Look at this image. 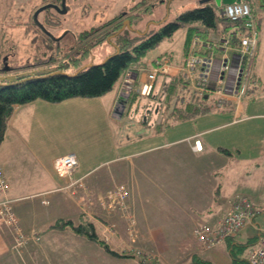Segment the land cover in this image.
Returning a JSON list of instances; mask_svg holds the SVG:
<instances>
[{"label":"crops","instance_id":"crops-1","mask_svg":"<svg viewBox=\"0 0 264 264\" xmlns=\"http://www.w3.org/2000/svg\"><path fill=\"white\" fill-rule=\"evenodd\" d=\"M255 22L258 39L256 56L251 67V77L256 84L255 90L241 102L237 103L232 100L230 106L216 110L227 114L226 116L217 114L214 118L219 119L223 116L222 118L230 119L217 125L227 126L225 131L220 134L221 138L217 135L209 137L207 136L209 134L199 136L202 144L201 151L192 149L193 137L201 132L209 133L214 127L195 131L196 133L192 132L196 135L191 134L192 136L183 137L186 134L180 130V126H177L179 123L157 134H153L150 128L135 123L130 128L132 134L126 133L125 135V127L123 128L121 122L122 124L116 129V132L113 130L112 134L120 135V139H126L128 146L123 148H130V151L110 152V157L102 152L73 151L57 154L39 152L37 142L31 143L32 139L36 140L37 133L43 128V124L50 120V116L55 114L54 119H57V113L62 114L60 110L64 111L67 116L73 117L77 114L74 110L80 108H88L94 113L100 112L99 115L103 116L105 127L111 133V127L108 126L121 116L120 110L118 111L116 108L121 102L122 79L114 85L111 91L100 97L71 98L60 103L37 100L14 109L0 145V168L7 179L8 194L12 200L13 209L27 236V242L23 247L26 250L23 256L24 264H31V262L32 264H143L135 255L136 250L153 252L156 261L151 260L149 262L151 264H168V261L174 258L170 257L172 256L170 254L172 245H174L172 239L190 235L196 240L194 229L201 225L216 226L225 215L227 200L235 195L248 197L253 201L256 212L247 224L250 228L256 227L257 214L264 213V26L258 19ZM225 29L219 26L216 31H208L207 36L202 37L206 43L197 51V54H212V48L208 47L209 37L216 33L227 34ZM213 54L220 53L215 51ZM154 57L156 56H151V58ZM183 59L182 54L181 59L171 61V65L177 73H174L176 76H178V69L181 67ZM144 81H146L145 72L137 73L133 83L135 89ZM256 109L259 111L254 112ZM239 112L240 119L233 122ZM234 123L237 124L231 126ZM228 127L235 130L231 132V129H227ZM238 127L239 129H237ZM251 128L254 129V135L259 137V152H241L238 147H231L237 151L231 152L229 146L220 142L225 134L228 135L231 132L233 135L239 130L249 132L252 130ZM95 130L98 131V128ZM227 130H229L228 133H225ZM210 133L214 132L210 131ZM232 135L231 138L234 137ZM179 144H183L182 147L186 151L183 152V155L187 156L190 161L191 171L202 175L200 178L196 177V188L199 191L196 194L193 191L189 194L183 192V188H195L190 183L191 171L186 174L188 165L176 166L175 170H170L168 167L162 169L149 158L150 153L158 152L169 145ZM219 148L227 150V154L220 152ZM16 149L21 152H16ZM66 153L76 155L77 166L73 177L81 179L89 192L92 189L100 188L101 182L105 183L110 179L113 181L112 186L122 182L127 187L131 195L129 200L131 211L129 212L135 221L133 230L137 239L130 241L126 231L129 223L120 215L116 219L108 218L106 214L99 215L103 220L102 223L100 218L95 219L93 215H89L90 210H88V214L82 212L78 197L63 191L61 187L64 186L65 181L55 172L53 160ZM226 158L228 164L222 165L225 163H222L223 159ZM105 166H110V168L102 170ZM113 166L114 168H111ZM156 166H158V174L155 173L157 172L155 171ZM181 170H185L183 174H181ZM96 173L98 174L95 175ZM213 176L217 177L220 182L218 181L217 188H210L206 192L201 179H211L214 178ZM32 178L35 179V182ZM174 188H180L179 204L172 198L171 191ZM222 193L227 197L224 198L225 202L223 200L219 203ZM215 195H217L215 197L217 200L212 203L211 199ZM51 205L63 206V208H51ZM209 216H212L211 222L202 220V217L208 218ZM57 220H70L74 225L90 222L94 225L95 230L100 232V234L98 233L100 236L105 234L106 222L113 223L116 227L115 235L109 237L108 234L105 239L108 237L111 239L107 242L109 248L121 256L110 255L100 245L95 244L96 242L87 240L68 227L49 229ZM257 228L259 238V234L264 233V228L260 224L257 225ZM7 230V228L1 229L0 227V264H9L6 258H11L10 251L13 252L9 248L11 237ZM234 237L222 242L228 255L231 254L232 249L230 250L228 247L231 246ZM64 240L68 242L67 247H74L72 251L74 256L57 258L58 248L66 247ZM93 243L97 245V250ZM85 244H87V248ZM198 244L196 243V245ZM234 244H236L235 241ZM202 251V248L199 251L194 250V246L191 244L190 260ZM83 252H85L84 257H76L77 254L82 256ZM51 253L55 257H52ZM35 254L39 255L41 262L36 263L37 260L34 262Z\"/></svg>","mask_w":264,"mask_h":264},{"label":"rangeland","instance_id":"rangeland-1","mask_svg":"<svg viewBox=\"0 0 264 264\" xmlns=\"http://www.w3.org/2000/svg\"><path fill=\"white\" fill-rule=\"evenodd\" d=\"M49 0H0V69L6 66L9 69L11 73H18L21 71H18L22 69L23 66H31L33 69L31 70H38L47 68L48 65L55 66L57 62H60L62 59H64L67 54L65 49V44L73 41L72 36H76L81 34L82 32H85V30H89L92 26L97 25L99 22L106 19L110 12L117 11L121 6L128 3L129 0H110L109 1V8L104 9V4L106 0H74L69 8V11L65 15V17L60 18L61 20H64L61 22L59 26H52L47 29L52 31L53 34L60 36H63L64 38L60 41V44L56 46L46 45L43 42H41V39L38 37L37 33H40V29L33 23L32 16L37 8L44 5ZM172 0L169 10L170 15V21L174 22L177 15H179L182 12H185L188 9L194 8L200 1L196 0ZM260 0H253L252 7H253V15L255 17V20L257 19L261 21L262 26H264V6L259 5ZM214 8L216 9V12L219 11L216 5H214ZM100 9V10H98ZM98 10V12H97ZM52 13V12H51ZM219 13V12H218ZM39 21H44V13L39 14L38 16ZM219 23V22H218ZM198 23H188L181 26L179 29H177L173 35L165 37L162 41L159 42L158 45H156L154 48L150 49L148 54L150 56H160V55H171L172 61H176L181 59V56L183 54V45L184 40L186 36V31L189 25L196 26ZM218 25H221L220 23ZM67 32L66 35H64ZM41 35V33H40ZM46 38V37H44ZM86 42V41H85ZM83 44V43H82ZM80 45V47L82 46ZM90 43H87V45ZM86 45V44H85ZM86 45V46H87ZM84 46V44H83ZM79 47H77L78 49ZM83 48V47H82ZM89 54L86 56H83L78 61V64L76 65V69L78 67L83 66L84 64H93L97 65L102 63V61L115 53V47L105 41H101L95 46H93L89 50ZM82 53V52H81ZM220 53V52H219ZM233 51H225L222 50V53L218 55V57L222 56H230L232 57ZM5 59V61H3ZM40 62V63H38ZM229 63V60H226L225 63ZM38 63V64H36ZM31 64V65H30ZM49 67V66H48ZM75 66H70L66 69L68 74H73L75 71L73 70ZM12 69H15L14 71ZM135 74V72H134ZM136 77V75H135ZM179 91V88H178ZM181 92V91H180ZM248 96L245 95V98ZM209 101H213L212 95H210ZM121 104H123V100L119 103L116 110L119 111L121 108ZM119 108V109H118ZM217 109V108H216ZM219 110V109H217ZM76 116L73 117L71 115L67 116L64 111L60 110V113H57L58 118L54 119V115L50 116V120H47L43 124V128L37 133V138L32 139L31 143L34 141L37 142V149L39 152H47L51 154H57L60 152H102L106 153L108 157H110V152H117L119 150L120 152H129L130 148H123L124 146H128V143L126 142V139L123 140L120 139V135L116 136L112 134L113 130L116 132V129L120 126V124L123 123V128L125 127L124 133H130L132 134V131L130 128L134 126L135 123H141L146 122L147 118L149 116L153 117V122L155 121L154 113H158V105L154 108V110L149 111V115H145L144 117L140 118V114L138 117H129L127 114H124V108L121 113L124 114L122 117L117 118L113 121L112 124H110L108 127H111V133L104 125L103 116L99 115L100 112H91L88 108H80L75 109ZM259 110L256 109L254 112H258ZM167 113L165 110L164 114ZM217 114H223V116H226V112H219V111H211L209 113L203 114L198 116L194 120H188L183 121L182 123L177 124V126H180V130L184 132L183 137L187 135L194 134L192 132L195 131H201L203 129L211 128L210 131H213L214 133H207V132H201L198 133V136H202L204 134H209L207 136H213L221 138V133H223L227 126H217L221 123H224L225 121L229 120L230 118H222L219 117V119L214 118ZM56 116V117H57ZM116 117V115H115ZM161 117V114H157V118ZM240 112L238 115L234 118V121H238L240 119ZM163 118V116H162ZM74 122H77L76 124ZM122 122V123H121ZM237 123L232 124L231 126L235 125ZM244 124V123H243ZM242 124V125H243ZM141 125V124H140ZM241 125V126H242ZM217 126V127H215ZM229 126V125H228ZM239 126V123H238ZM240 127V126H239ZM239 127L237 129H239ZM95 128H98V131L95 130ZM177 128V127H175ZM227 129H231V132L234 131V128L228 127ZM252 130H249V132H242L241 130L237 131L233 135L231 132L228 135H224L221 139V144L229 146L231 152H237L231 147H238L241 152H259V137L255 136ZM130 130V131H128ZM229 130H227L225 133H228ZM196 133V132H195ZM196 135V134H194ZM231 135L234 136L231 138ZM237 135V136H235ZM192 136V135H191ZM188 136V137H191ZM206 136V137H207ZM203 137V138H206ZM187 138V137H186ZM126 142V143H125ZM183 144L179 145H172L168 147H164L160 149L158 152H153L149 154V158L155 161L160 167H168L170 170H175L176 166L180 167L183 165H188L186 168V174L190 173L192 168H190V161L188 160L187 156L183 155V152H186L185 149L182 147ZM16 152H21L19 149H16ZM23 152V151H22ZM67 154V153H66ZM64 154L60 155L63 156ZM225 162V163H224ZM227 158L223 159L222 165H226ZM218 164V163H216ZM110 168V166H105L102 170H107ZM111 168H114L111 167ZM1 169V168H0ZM3 171V170H2ZM158 171V166H156V170ZM185 170H181V174L184 173ZM163 172V170H161ZM5 174V173H4ZM96 173L95 175H97ZM205 176V173L203 174V177ZM206 176H209L206 174ZM6 177V176H5ZM196 177L200 178L202 177L201 174H198L195 171H191L190 173V183L195 188L191 187L192 189H184L183 192L185 194H189L193 191L194 194L198 193V189L196 188ZM214 177V176H213ZM62 180L65 181L64 186L61 188L66 193L68 192L72 196H76L79 199L80 207L82 208L83 213L89 215H93L95 219L100 218L99 215L104 216L105 214L108 216V218L116 219L117 216L123 217L126 222L129 224L126 227L127 234L129 235L130 241L133 239H137V235L134 232V225L135 221L131 215V206L129 205L130 200V193L127 199L124 203H117L116 200L113 201L114 192L117 190V188L123 183H116L114 186H112V180L101 182L102 186L97 189H92L90 192L88 189L85 188V185L81 179H75L73 177V174L71 176V179L62 178ZM194 178V179H193ZM7 180V179H6ZM32 180L35 182V179L32 178ZM72 181H77L73 186H69V184ZM218 178H209L202 180L201 183L205 185L206 192L210 188H217L218 186ZM231 181V180H230ZM186 182V181H185ZM126 190L127 187L123 185ZM180 188H174L172 189V198L174 199V202L179 204V196H180ZM197 190V192H196ZM132 191V190H130ZM64 193V192H63ZM65 193V194H66ZM179 195V196H178ZM7 198H9V194H6ZM215 195L211 202L215 203L217 200ZM227 197L226 194H221L219 203L224 200V198ZM202 198V195H201ZM225 202V200H224ZM129 205V206H128ZM207 205V204H206ZM13 207V205H12ZM59 207L63 208V206H54L51 205V208L59 209ZM178 208V206H176ZM14 211V209H13ZM15 213V211H14ZM16 215V213H15ZM17 216V215H16ZM214 216V215H213ZM212 216H209L208 218L202 217V220L210 221ZM102 223L103 220L100 218ZM76 221V220H75ZM113 222V221H112ZM19 223V219H18ZM55 223V222H54ZM53 223V224H54ZM256 227L250 228V226L246 223L239 231L238 234L235 235L233 238V241L231 246L228 247L230 250L232 249V254L234 257L243 259L247 258L248 249L251 245H247L249 243H253L258 239V228L257 225L260 224L264 228V213H259L256 216ZM3 224V223H2ZM0 224L1 229L7 228L9 231L11 237V243L9 245L10 251L12 253L11 258H6V261L9 264H24L25 258L24 252L26 251L23 247L25 243L27 242V236L26 241L17 246L16 242L14 240V229H10L6 227V225ZM52 224V225H53ZM105 234L99 235L100 232L96 230L97 235L103 240L104 242H109L111 239L109 237H112L115 235V225L113 223H110L107 221L105 225ZM99 233V234H98ZM187 233V232H184ZM109 237L105 239V236ZM188 234V233H187ZM76 235V234H75ZM77 236V235H76ZM110 239V240H109ZM86 240V239H85ZM234 241L236 244H234ZM64 249H61L59 246L58 252H57V258H62L66 256H74L72 255V251L74 247H67L68 242L64 240ZM172 242L174 245H172V252L168 254L171 257V261H168V264H205V262L209 261L210 264H232L233 257L226 252L224 249L222 243L217 244L210 248H203L202 245L198 241L194 239L192 236H186V237H180V238H173ZM178 243V245H177ZM196 243L198 245H196ZM91 244V243H87ZM87 244L86 248H87ZM98 244V243H95ZM94 245L96 247L97 245ZM176 244V245H175ZM191 244L194 246V250L199 251L200 248L203 249L202 252H198L197 256H194L190 260V252ZM92 245V244H91ZM99 245V244H98ZM181 245V246H180ZM178 248V250H177ZM85 249V248H84ZM97 250V247L95 248ZM68 252H67V251ZM139 251V250H136ZM136 251L134 253H136ZM141 252V251H139ZM82 253V256L80 254H77L76 257H84ZM144 255H147L150 258V261H156V256L153 252L142 250L141 252ZM136 255V254H135ZM140 255V254H139ZM51 256L55 257L54 254L51 253ZM34 262L36 263L39 261L41 262L39 255L35 254L34 256ZM51 257V258H52ZM146 258V256H145ZM27 261V260H26ZM180 261V262H177ZM213 263H212V262ZM22 262V263H21ZM30 262V261H28ZM32 264V262H31Z\"/></svg>","mask_w":264,"mask_h":264},{"label":"trees","instance_id":"trees-1","mask_svg":"<svg viewBox=\"0 0 264 264\" xmlns=\"http://www.w3.org/2000/svg\"><path fill=\"white\" fill-rule=\"evenodd\" d=\"M244 2L250 5L251 11L253 12V0ZM213 4L216 5L215 2ZM213 4L212 6L188 9L177 15L174 22H170L160 29L149 30L145 35L124 29L116 34L114 41L119 50L118 53L107 57L102 64L90 65L75 74L57 72L30 78L20 83H14L13 85L0 86V145L4 139L8 121L17 106L37 100L49 103H60L71 98H96L103 96L111 91L120 79H122L123 83L129 70L136 72L137 75V73H143V71L139 70L140 68H145L148 71L150 69V63L153 67L157 66L156 62L161 65L164 61H168L171 64V55H160L151 58L148 54L149 50L158 45L165 37L173 35L184 24L196 22L198 23L196 26L189 25L186 31L183 45L184 62L194 35L200 34L202 38L205 35L207 36L208 31H216L219 26L222 29L226 28L225 31L227 32L232 27L229 20L218 15L223 5L217 6L219 11L216 12ZM259 5L264 6V0H260ZM41 13H44L43 23L54 24L50 16V8L44 9L39 14ZM38 16L37 22L41 23L42 21L38 20ZM252 16L256 27L254 15L252 14ZM32 21L36 23L33 18ZM218 22L221 25H218ZM45 30L48 32V29L45 28ZM102 30V27L98 29L91 28L79 34L78 37L84 41L90 36H94V33L101 32ZM40 33L42 35L41 29ZM40 33L38 34L40 35ZM49 33L52 34V31L49 30ZM220 35L222 36L224 34L216 33L211 35L208 43L213 44ZM215 51L217 50L212 49V52ZM31 66H23L18 71L27 72L33 69ZM48 66L50 67V65ZM12 70L14 71L15 69ZM6 72L10 71L8 70ZM144 72L146 74V71ZM252 81L254 80L251 77L249 83ZM155 87V91L148 96H141L137 93L136 87L132 85L124 109V114H127L129 117H131V112L133 111L135 115L138 116L140 114L139 117L142 118L145 115H149L148 110L153 111L158 105L157 114H161V117L157 118V114L154 113V117L156 118L154 122L153 117L149 116L146 122L139 123V125L141 124L146 128H150L153 134L161 133L177 123L194 120L200 115L217 110L214 106V99L212 102L209 101L210 95L198 94L192 88L190 82L179 75L159 73ZM178 88L180 89L179 91ZM165 110L167 113L164 114ZM219 150L227 154V150L223 148H219ZM67 227L76 234L84 236L87 240L98 243L110 255L121 256V254L111 250L108 244L101 240L96 233L94 225L90 222H82L74 225L70 220H57L49 229H64ZM255 243L253 242L247 245L253 246ZM230 255L233 257L232 264H248L247 258H236L233 256L232 251ZM205 264L210 263L205 262Z\"/></svg>","mask_w":264,"mask_h":264},{"label":"built area","instance_id":"built-area-1","mask_svg":"<svg viewBox=\"0 0 264 264\" xmlns=\"http://www.w3.org/2000/svg\"><path fill=\"white\" fill-rule=\"evenodd\" d=\"M219 16L229 20L232 27L227 34L218 36L213 44L208 43V47L220 53L224 50V52L233 51L235 54L230 58L228 56L219 58L220 54L214 55L213 52L209 55H199L197 51L204 47L206 42L199 35H194L188 55L178 69V75L188 80L198 94L212 95L215 108L223 109L230 106L232 100L241 102L243 97L251 93L254 88V82L249 83V79L256 55L258 32L251 7L247 2L224 5ZM226 60H229V63H225ZM156 64L157 66L153 67L150 63L148 71L145 68L139 69L146 71V81L140 83L136 90L139 95L148 96L155 91V82L159 73H176L168 61H164L161 65L158 62ZM133 77L134 72L129 70L122 83L121 91L124 95L129 94L135 80ZM131 117L138 116L132 111ZM192 149L202 150L198 136L193 137ZM76 166L77 157L74 153H67L53 160L55 172L63 179L67 177L71 179ZM76 182L72 181L69 186H73ZM7 193L8 183L4 172L0 169V224L3 223L6 227L14 229V240L19 246L26 241V236L13 211L12 200L6 196ZM114 193L112 199L117 203H124L129 196V191L123 185ZM255 212L256 208L250 198L235 195L227 200L225 215L218 224L214 227L198 226L193 231L194 236L203 248L213 247L236 235L247 222L252 220ZM135 254L143 264H151L147 255L139 251ZM247 262L264 264V233H260L255 245L248 249Z\"/></svg>","mask_w":264,"mask_h":264},{"label":"flooded vegetation","instance_id":"flooded-vegetation-1","mask_svg":"<svg viewBox=\"0 0 264 264\" xmlns=\"http://www.w3.org/2000/svg\"><path fill=\"white\" fill-rule=\"evenodd\" d=\"M109 1L110 0H106L104 4V9L109 8L108 6ZM197 1H201V0H197ZM73 2L75 1L74 0H49L48 2L44 4V5L46 4L54 5V7L53 6L49 7L52 12L50 13V16L53 19L52 22H54V24L34 22L35 25L39 29H41L42 35H39L37 33L38 37L41 39V42H43L44 44L48 46L51 44H53V46H56V44L57 45L60 44V41L64 37L60 36V34L55 35L53 33L52 34L50 33L51 36H49L45 34V32L47 31L45 30V28L47 29L52 26H56V27L59 26L61 22L64 21V20H61L60 18L65 17V15L69 11V8ZM171 2L172 0H129L128 3L121 6L117 11L108 13L109 16L106 19L99 22L97 25L91 27V28H96V29L102 27L103 30L101 32L94 33V36H90L89 38H87V40H84V41H82V39H79L78 35L72 36L73 41L65 44V49H66L65 53L67 54V56L64 59H62L60 62H57L55 66H58L61 64H64V65L67 64L68 66L67 68H69L70 66H75L73 70L76 71L75 70L76 65L78 64V61L80 60V58L89 54L90 52L89 50L91 49V48L86 49L82 47L86 46L87 43L98 44L99 42L105 41V40L113 44L114 47H117V45L114 42L116 39V34L123 31L124 29L130 30L133 33L134 32L138 34L143 33V35H145L149 30L160 29V28L165 27L166 24L171 22L170 15H169ZM194 2L196 3V0ZM213 3H214L213 0H209L203 3L199 2L198 5H196L194 8L212 6ZM49 29H48V32H49ZM145 30L146 32L144 33ZM66 34L67 32L64 35ZM110 36H113V37H110ZM108 37H110L109 40H107ZM82 43L84 44V46ZM81 44L82 46L80 47ZM77 47L79 48L77 49ZM71 57H73V59H71ZM66 69H63V70L66 71ZM9 74H15V73L2 71V68L0 69V76H6Z\"/></svg>","mask_w":264,"mask_h":264},{"label":"water","instance_id":"water-1","mask_svg":"<svg viewBox=\"0 0 264 264\" xmlns=\"http://www.w3.org/2000/svg\"><path fill=\"white\" fill-rule=\"evenodd\" d=\"M206 1H209V0H201L200 3H203V2H206ZM213 1L215 2L216 6H220V5H223V4L240 3L241 1H250V0H213ZM52 6L54 7V5H52V4H46L44 6L39 7L33 14L34 21L37 22V16H38V14L41 11H43L44 9H47L49 7H52ZM145 32H146V30L144 31V33ZM45 33L47 35L51 36V34L49 32L46 31ZM141 34H143V33H141ZM110 37H113V36H110ZM110 37H108L107 40H109ZM95 44L96 43L87 45L84 48H86V49L89 48L90 49ZM118 51H119L118 48L115 47V53L114 54H117ZM114 54H112V55H114ZM71 59H73V57H71ZM104 60L102 61V63L104 62ZM102 63H100V64H102ZM90 65H92V64H84L83 66L78 68L73 74L77 73L78 71H80L81 69H83L85 67H89ZM67 67H68L67 64L66 65L61 64V65H58V66H51V67H48V68H43L41 70L40 69H38V70H30V71L22 72V73H18V74H10V75H6V76H0V86L4 87V86H8V85H13L14 83H20V82L25 81V80L30 79V78H34V77H38V76H44V75H47V74H52V73H57V72L58 73L68 74L65 70H63V69H66ZM9 69L10 68H8L6 66L3 68L4 71H8ZM123 108H124V103L121 104V108L119 109L121 113L123 111Z\"/></svg>","mask_w":264,"mask_h":264}]
</instances>
